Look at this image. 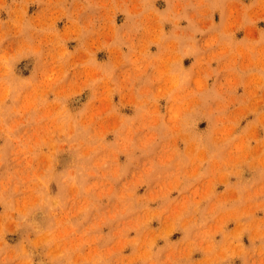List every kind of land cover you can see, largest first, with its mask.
I'll return each instance as SVG.
<instances>
[{
    "label": "rangeland",
    "instance_id": "obj_1",
    "mask_svg": "<svg viewBox=\"0 0 264 264\" xmlns=\"http://www.w3.org/2000/svg\"><path fill=\"white\" fill-rule=\"evenodd\" d=\"M0 264H264V0H0Z\"/></svg>",
    "mask_w": 264,
    "mask_h": 264
}]
</instances>
